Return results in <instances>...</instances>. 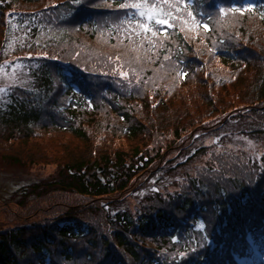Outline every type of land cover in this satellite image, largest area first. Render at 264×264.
<instances>
[{
    "label": "trees",
    "instance_id": "trees-1",
    "mask_svg": "<svg viewBox=\"0 0 264 264\" xmlns=\"http://www.w3.org/2000/svg\"><path fill=\"white\" fill-rule=\"evenodd\" d=\"M96 1L0 0V145L9 149L16 144L25 146L26 141L38 131L65 133L85 144L83 152L76 154L73 151L70 156L56 160L57 168L50 178L26 185L27 188L21 192H14L11 202L18 207L30 206V210L22 224L12 225L10 230L0 229V264H25L34 254L41 257L40 264H233L231 257L227 258L230 256L228 246L235 244L236 250H246L243 227L246 221L251 219L250 228L257 240H261L264 234V217L257 215L259 212L264 216V194L261 191L264 187V158L251 157L236 166H226L219 158L217 169L220 171L209 169L198 177L180 178L184 181L182 186L173 193L163 194L164 189L176 186L177 175L193 161L184 162L183 158L177 157V165L164 161L156 164L152 157L160 153L157 147L152 148L154 142H150L155 135H161L163 131L166 134L170 130L178 135L179 128L183 127L178 122L179 117L170 116L171 111L165 107L167 102L161 105L163 110H160L161 107L149 106L147 98L142 100L147 102L142 108L133 102L124 105L117 101L113 108L110 106V112L96 102L94 108L86 103L89 91H86L85 73L107 68L108 60L105 58L114 59L118 55L102 54L94 45L96 31L81 32L92 43H86L80 37L83 35L76 36L73 32L79 27L74 17L84 18L80 12L94 8ZM165 3L166 0H161V6ZM45 6L51 7L59 17L50 25L52 39L44 41L45 28L35 24L25 28L30 40L19 41V45L11 44L15 35L14 32L6 33L5 13L17 9L14 15L22 23L31 21L26 20L30 17L38 18ZM259 9L264 10V7ZM254 21L234 22L235 25L212 29L211 32L205 30L206 33L199 38L179 33L176 26L170 25L162 54L168 55L176 67H181L183 61L188 60L183 71L188 68L190 74L178 88L176 86L168 102L172 106L174 103L182 105L186 112L202 114L219 109L232 110L236 106L226 101H241L240 91H248L249 99L259 95L262 105L256 104V99L243 102L246 109L236 110L238 115L226 119L220 126L224 128L237 121H245L249 129L245 133L253 135L251 138L262 137L264 72L258 56L264 54L260 33L263 22H259L257 16ZM81 23L97 27L90 20ZM147 31L154 39H159L160 33L153 25H149ZM185 31L193 35L196 29L189 23ZM221 32L232 44L221 39ZM32 42L36 45L33 46ZM241 49L249 55L242 57L247 69L233 84L219 87L228 77L221 76L220 72L229 73L227 66L231 67L236 62L230 51L239 54ZM23 56L27 59H22ZM216 57H219L218 61ZM10 58L19 59L11 64L7 62ZM204 64L210 65V69ZM60 65L75 71L78 79H68L63 70H57ZM168 65L170 63H166L164 72L169 75L172 69L167 71ZM236 68L231 70L233 78L239 72ZM12 69H15V75L5 79L2 73ZM54 72L59 74L58 81L52 77ZM246 74H250L251 81L244 85ZM64 77L70 83L80 82L83 92H88L87 96H70L63 90ZM161 78L163 76L158 77L159 81ZM169 82L171 79H163L161 83L166 85ZM234 87H238L235 92L226 93ZM223 93L226 94L220 97ZM46 117L50 119L47 121ZM164 119L178 123L170 127ZM121 132L126 137H122ZM1 157L17 159L12 153L1 154ZM96 162L103 165L110 181L102 183L99 180L95 172ZM28 164L34 165L35 161L31 159ZM151 166L153 168L149 170ZM140 190L149 197L141 198L142 194L137 193L132 201L140 202L136 205L138 210L131 211L127 199ZM66 195L80 198L73 202H62L56 198ZM252 206L255 214L247 216ZM40 216H54L55 220L80 217L83 220L64 229L52 225L51 229L36 230L39 227L34 226V222ZM185 217L191 218L198 230L188 229L180 240L187 237L195 239L180 244L176 228ZM255 221L259 222L253 223ZM200 223H205V229L197 227ZM34 240L36 245L32 243ZM78 241L84 246L78 245ZM178 242L176 247H169ZM221 245L227 249H222ZM44 246H48V250ZM81 250H85L84 255ZM109 251L115 262L110 259Z\"/></svg>",
    "mask_w": 264,
    "mask_h": 264
},
{
    "label": "rangeland",
    "instance_id": "rangeland-1",
    "mask_svg": "<svg viewBox=\"0 0 264 264\" xmlns=\"http://www.w3.org/2000/svg\"><path fill=\"white\" fill-rule=\"evenodd\" d=\"M132 60V59H130ZM127 60L126 62H129ZM136 61L138 59H135ZM139 63H141L139 61ZM255 64V63H254ZM259 68V67H257ZM135 69H139L135 68ZM251 81L250 74L245 75L244 85L248 84ZM243 85V86H244ZM228 87V86H227ZM238 87L228 89L226 93L235 92ZM240 90V89H238ZM226 93L220 95L223 97ZM241 101L234 102L226 101V103L233 104L237 108L243 107V102H249L252 99H256V96H252L249 99L247 95L250 93L248 91H240ZM213 96V95H212ZM219 96V95H217ZM169 101V100H168ZM167 101L165 107L167 110L171 111V117H179L178 122L180 121L183 126V130L180 132V136L185 137L192 133V131L199 127L200 124H203L208 120L221 119L223 114L230 113L232 110H217L209 113H192L186 112V109L182 105L177 106V103H174L173 106ZM174 106H177V109H174ZM163 110V106L161 109ZM155 116H158L155 114ZM167 126L174 127L176 123H173L167 119H164ZM193 124V125H192ZM246 129V128H245ZM245 129H240V127H230L227 129V132L232 131H242ZM220 132H216L214 135H218ZM170 142L167 143L169 148H172V153L177 146L175 145L174 139L169 136ZM122 143H126L122 141ZM203 144L208 146L207 152L199 155L195 158L189 165L184 167L180 171L178 176V181L176 186L169 187L168 190L162 189L163 194L173 193L176 191V188H179L184 184L183 179L189 178V176H197L203 173H207L209 169H214L217 171L219 167L218 159L222 158L224 165H239L241 162H246L251 157H258L264 153V137L260 139H253L245 135H227L222 146H214L212 140L202 141ZM84 143H79L78 140H73L69 135L65 133H43L39 138L26 141V145L16 144L13 145L12 149L4 145H0V229H5L11 227L14 222V219L17 218L18 223H23L27 213L30 210V206L27 208L18 207L13 203H9L8 198L13 196V192L23 185L32 183L33 181L47 179L48 176L52 175L57 166L54 162L58 159H61L65 156H70L74 151L76 154L83 152L85 150ZM15 154L17 159H6L1 158V154ZM167 153L162 152L155 154L154 157L156 164H161L163 161L167 160ZM33 159L35 161L34 165L28 164L29 161ZM26 163L27 167L22 168L21 165ZM153 166L149 170H152ZM185 177V178H183ZM183 178V179H180ZM139 182V181H138ZM142 195H145L144 193ZM133 196L132 199H134ZM62 202H73L76 199H79L77 195H66L64 197H56ZM61 198V199H60ZM19 199V196H17ZM128 199L127 205L129 209H136V205L140 202L132 201ZM15 214V215H13ZM10 222V223H8ZM17 224V223H14Z\"/></svg>",
    "mask_w": 264,
    "mask_h": 264
},
{
    "label": "snow or ice",
    "instance_id": "snow-or-ice-1",
    "mask_svg": "<svg viewBox=\"0 0 264 264\" xmlns=\"http://www.w3.org/2000/svg\"><path fill=\"white\" fill-rule=\"evenodd\" d=\"M131 7H132V8H136V9H142L141 4H139V3H134V4L131 5ZM220 11L223 13V12H224V9L221 8ZM231 11H233V12H238V11H241V9L232 8ZM154 14H155V15H159V13L156 12L154 9H148L147 12H145L144 10H141V11H140V15H142V16H143V15H148V17H149L150 19L153 18ZM157 23L163 25V24H168L169 21H168V19H159V20H157ZM208 27H209L208 25H204V28H205V29H208ZM165 34H166V33H165ZM153 35H155V33H153Z\"/></svg>",
    "mask_w": 264,
    "mask_h": 264
}]
</instances>
